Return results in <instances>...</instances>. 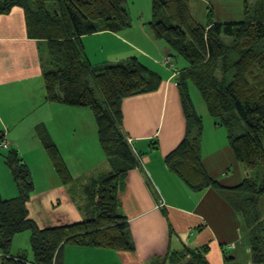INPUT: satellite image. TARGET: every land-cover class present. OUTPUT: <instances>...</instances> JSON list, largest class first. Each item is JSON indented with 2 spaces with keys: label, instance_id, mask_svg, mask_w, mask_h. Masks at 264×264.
Instances as JSON below:
<instances>
[{
  "label": "trees",
  "instance_id": "1",
  "mask_svg": "<svg viewBox=\"0 0 264 264\" xmlns=\"http://www.w3.org/2000/svg\"><path fill=\"white\" fill-rule=\"evenodd\" d=\"M0 1V16L21 8L29 37L45 42L50 63L43 73L45 100L88 108L96 120L100 147L114 166V171L95 176L83 188L85 200L93 207L90 217L67 226L39 229L28 218L26 208L34 190L30 170L16 149H7L4 161L18 197L0 198V264H58L59 252L66 244L131 251L126 219L119 211V193L125 175L138 161L120 131V104L124 98L156 91L161 78L136 58L93 66L82 44L83 36L129 28L126 0ZM151 14V37L166 45L168 56L173 52L188 64L177 70L175 79L187 120L186 136L165 157V165L192 192L209 188L225 192L249 231L251 262L264 264L259 210L264 195V0H245V21L240 23H216L209 11L207 24L202 25L190 0H151ZM190 84L200 93L210 117L227 130L228 144L245 169V179L235 188H223L203 168V126L190 99ZM41 140L61 183L69 184L72 178L58 149L48 136ZM253 171H257L256 178L250 176ZM25 231L31 234L32 259L10 253L15 235ZM191 256L188 264H207L203 256Z\"/></svg>",
  "mask_w": 264,
  "mask_h": 264
},
{
  "label": "crops",
  "instance_id": "2",
  "mask_svg": "<svg viewBox=\"0 0 264 264\" xmlns=\"http://www.w3.org/2000/svg\"><path fill=\"white\" fill-rule=\"evenodd\" d=\"M194 1L196 4L192 10L202 25L207 24L209 11L216 23L245 21V0ZM127 29L118 33L100 31L83 36L82 44L86 55L88 50L98 51L91 46L103 49L102 40H105L112 58L109 63L136 58L133 54L137 53L144 59V63H141L144 66L165 71L163 75L160 74L161 84L156 91L124 98L120 104V131L131 143L132 152L140 158L137 166L125 175L119 193V211L126 219L133 249L112 251L66 244L59 252L58 264H188L191 254L203 256L207 264H253L249 231L242 215L228 203L225 192L215 188L192 192L167 169L165 157L184 140L187 128L180 92L175 84L177 76L172 77L171 71L161 64L162 61L158 62L152 56H167L169 50L166 45L153 42L151 35L143 33L141 36L153 48L152 54L146 53L137 41L135 43L125 37L129 36ZM138 36L140 38L139 33ZM116 43L127 49L118 53ZM43 49L46 50L45 55ZM102 63L104 61L94 66ZM49 67L45 42L29 37L24 11L14 7L8 14L1 15L0 132L3 141L9 144L10 149L17 150L27 167L21 153L22 144H19V139L27 136L36 139L43 149L41 139L48 136L63 161L65 152L71 156L76 154V159L89 154L81 148L75 150L73 145L76 140L79 144L83 142L85 118L91 120L90 116H86L85 109L45 100L43 73ZM94 121L96 135L88 137L89 142L86 137L87 143L98 142L95 117ZM223 128L214 119L209 127H203L201 162L211 179L223 188L232 189L243 182L246 174L228 144L225 128V138H219L221 141L216 142ZM212 136L215 140L211 139ZM34 146L38 144L33 143ZM99 152L106 160L101 149ZM64 163L66 166V161ZM5 165L0 161V174H4L6 181L5 191L0 187V198L10 200L16 198L17 189ZM42 165L40 169L45 172L47 167L54 179L52 185L43 191L33 190L26 208L29 214L34 213L39 217L40 223L30 219L39 229L84 221L87 214H82L77 206L72 186L68 189L61 183L49 159ZM50 178V175L46 178L47 184ZM32 182L35 187V181ZM85 185H82L81 191L83 198ZM259 210L264 228V195L259 201Z\"/></svg>",
  "mask_w": 264,
  "mask_h": 264
},
{
  "label": "rangeland",
  "instance_id": "3",
  "mask_svg": "<svg viewBox=\"0 0 264 264\" xmlns=\"http://www.w3.org/2000/svg\"><path fill=\"white\" fill-rule=\"evenodd\" d=\"M195 4H196V2L194 0H190L191 7H194ZM124 8H125L126 12L128 13L129 23H130V28H128L126 31L129 34V36L125 35V37H127V39H129V40L135 41V43L137 41V43H139V45H141V47H143L142 49L146 53L152 54L153 48H151L152 47L151 44L149 43V41H147L146 39H144L141 36L143 33H146L147 35H151L149 32V26H148L149 22L151 21V17H152L151 0H126ZM138 33L140 34V38L138 36ZM152 40H153V42H156L153 38H152ZM102 41L104 43L103 49H100L99 46H97V47L91 46V48H97L98 51L97 52L89 51V50L87 51V54H86L87 55L86 57H88L87 60L93 66L96 65L97 63H101L103 61H104V63L98 64L97 66L115 64V63H109L108 62V61L112 60V58H110L111 53H110V50H109L108 45L106 44L105 40H102ZM162 44H164V43H162ZM116 49H118V51H119L118 53H120V52H123V50H126L127 48L125 46L123 48H121L116 43ZM43 51H44L43 55H45L46 50L43 49ZM170 54H171V57L169 56V59L173 63L176 70L181 71V70L187 68L188 64L182 57L174 54L173 52H170ZM135 55L133 54V57H136V59H138L140 63H144V59L142 58V56H140L137 53ZM152 56L155 57V59L158 62L163 60V58H161V56H158V55L156 56L154 54ZM146 66L149 67L155 73H157L159 76L163 75L165 72L164 69H156V68L153 69L154 67H152V66L151 67L148 65H146ZM177 74L175 76H177ZM173 75H174V73L171 72L172 77H173ZM188 90H189V95H190V99H191L195 114L201 118L202 123H203L202 126L204 128L209 127V125L211 124L212 118L210 117V115L208 114V112L206 110L205 104H204V102L200 96V93L198 92L196 87L192 84L189 85ZM96 94H97V97H100L98 92H96ZM84 109H85L86 114H88L86 116H90L91 120L89 121V119L87 117L85 118V120H86V121H84L85 127L83 128L84 133L83 134H82V132L80 133L83 135V142L79 144L78 141L76 140L73 142V145L75 146L74 147L75 150L81 148V150H85L89 154L88 155L84 154L83 156H79V159H80V161H79L78 158L77 159L75 158L76 154H72V156H71V155L66 154V152H65V161L67 164L66 166H68L69 174L72 178V181L69 184H66L64 186L67 187L68 189H71L70 186H72V188L74 189L73 196L75 198V201L77 202V206L79 208H81L82 214L85 213V215L86 214L89 215V216L86 215V217H90L92 210H93V207L89 206L88 202L83 198V196L81 194L82 185L89 184L90 180L92 178H94L95 176H97L101 173L105 174V173H108L110 171H114V166L109 159L106 158V160H105L103 158V156L99 152V150L101 149L100 144H99L100 148L98 149V142L97 141H95L96 142L95 144H93L92 142L91 143L86 142L88 137H93L94 135H96V130H95V124H94L95 121H94L93 113L88 108H84ZM222 130H223L222 134L221 133L218 134V138H217L216 142L221 141V140H219V138H225V135H226L225 132L226 131L224 128ZM204 132H206V130ZM223 133H224V135H223ZM204 135L206 136V134H204ZM205 136H203V139L205 138ZM211 139L215 140L213 138V136ZM35 140L36 139L32 138L31 136L30 137L27 136V138L26 137L20 138L19 144H22V147H21L22 151L21 150L20 151H21V153H23V155L25 157V161L28 164V168L30 170L32 180L35 181L34 191H43L44 189H46L47 187L52 185L51 181L54 179V177H52L53 174H52V172H50L49 169H47V167H46L45 172H44V169L43 170L40 169L43 162H48L49 158H48V155L46 154V151L44 152L45 149L42 148L43 146L40 147L39 143H37V141H35ZM89 141H90V139L88 138V142ZM33 143L38 144V146L33 147ZM71 143H72V141H71ZM97 149H98V153H97ZM6 154H7V149L0 148V161L3 165H5L4 164L5 163L4 156ZM80 162H82L81 166H80ZM51 165H52V163H51ZM116 166H117V164H116ZM5 168H7L6 165H5ZM7 170L9 172V175L11 178L10 180H12V182L14 183V185L17 189V186H16L14 180L12 179L11 173H10L8 168H7ZM53 170H54V168H53ZM0 171H1V169H0ZM54 172H55V170H54ZM44 173H46V174H44ZM256 173H257V171H253V172H251L250 176L252 178H256ZM262 173L264 174L263 171H262ZM245 174H246V172H245ZM49 175L51 178L48 179V184H47L46 178H48ZM4 179H5L4 174L1 173L0 174V187L3 191H5V182H6V181H4ZM15 195L17 198L18 197V189H17V192ZM71 199H72V197H71ZM28 218L33 219L36 223H37V220H38V222L40 221L39 217L36 216L34 213H30V214L28 213ZM30 235L31 234L29 231H25L23 233L15 235V237L13 238V241L11 243V248H10L11 255L15 256V255H19V254H25L28 259H32L33 255H32L31 245H30Z\"/></svg>",
  "mask_w": 264,
  "mask_h": 264
},
{
  "label": "built area",
  "instance_id": "4",
  "mask_svg": "<svg viewBox=\"0 0 264 264\" xmlns=\"http://www.w3.org/2000/svg\"><path fill=\"white\" fill-rule=\"evenodd\" d=\"M161 64L166 67L168 70H170L172 73H174L173 77L178 73L176 68L174 67L173 63L170 61L169 56H165L161 62ZM129 145L131 146V143L128 141ZM0 148L2 149H9V144L5 143L4 141L0 143ZM134 153V152H133ZM135 155V158L140 161V158L138 155Z\"/></svg>",
  "mask_w": 264,
  "mask_h": 264
},
{
  "label": "water",
  "instance_id": "5",
  "mask_svg": "<svg viewBox=\"0 0 264 264\" xmlns=\"http://www.w3.org/2000/svg\"><path fill=\"white\" fill-rule=\"evenodd\" d=\"M0 136H1V133H0Z\"/></svg>",
  "mask_w": 264,
  "mask_h": 264
}]
</instances>
